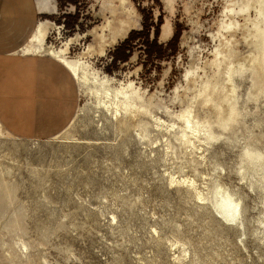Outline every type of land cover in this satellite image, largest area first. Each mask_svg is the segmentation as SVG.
<instances>
[{"label":"rangeland","instance_id":"1","mask_svg":"<svg viewBox=\"0 0 264 264\" xmlns=\"http://www.w3.org/2000/svg\"><path fill=\"white\" fill-rule=\"evenodd\" d=\"M78 1L58 0L52 22L59 30L50 32L48 46L59 48L102 23L96 0ZM131 1L139 26L104 58L89 62L101 76L116 84L131 81L146 98L154 95L155 103L178 114L182 107L173 100L183 94L192 65L203 67L213 59L218 43L212 36L228 0H173L171 10L163 0ZM167 19L172 36L162 41ZM90 41L71 46L72 61ZM239 49L246 51L244 45ZM238 84L244 99L250 81ZM92 102L78 92L77 108L87 112L80 114L74 141L0 138V264H175V242L188 251L185 264H264V234L256 223L263 216L262 201L236 175L245 138H256L252 145L264 148V97L248 104L249 135L241 121L229 140L209 151L224 169L220 181L242 199L244 228L227 226L172 189L164 146L158 144L151 155L131 124L115 123ZM156 115L166 123L171 119L163 107ZM172 143L179 154L178 143ZM179 157L178 163L184 162Z\"/></svg>","mask_w":264,"mask_h":264},{"label":"bare ground","instance_id":"2","mask_svg":"<svg viewBox=\"0 0 264 264\" xmlns=\"http://www.w3.org/2000/svg\"><path fill=\"white\" fill-rule=\"evenodd\" d=\"M96 1L99 5L97 15L102 21L100 25L84 34L67 38L61 47L56 48L48 46L47 40L50 32L59 28L42 21L25 47V52L40 53L63 64L75 77L80 93L94 100V110L104 111L119 125L126 122L131 124L129 127L137 130L135 136L149 144L151 155H154L158 144L164 146L166 176L172 189L187 194L200 208H209L227 226L244 228L242 199L237 191L220 181L224 169L210 157L209 151L221 140H229L234 127L246 120L249 103L258 104L264 97V0L227 1L223 19L212 36L218 43L213 59L205 62L203 67H195L194 64L187 72L183 94L176 95L173 100L182 107L178 114L169 113L168 107L158 105L160 102L155 103L154 95L146 98L147 95H143L131 81L117 85L114 78L101 76L89 62L94 58H104L109 49L125 41L129 32L139 26L131 0ZM163 3L168 10L174 4L173 0H163ZM171 36L172 27L167 19L160 39L165 41ZM86 39L91 41L78 55V60L72 61L69 57L71 46ZM241 45L246 48L244 53L239 49ZM243 78L250 81L244 99L239 93L238 84V80ZM162 107L171 118L168 123L156 115ZM86 112L85 107H79L70 126L50 141H74L75 126L80 114L86 115ZM243 126L249 135L247 123L244 122ZM154 133L160 134L163 143ZM171 137L178 143L179 154ZM0 138L15 140L1 131ZM234 141L237 142V138ZM249 141L250 136L244 139L236 175L239 182L262 201L263 216L256 218V223L264 234V148L252 145L253 141H259L256 138ZM179 155L183 156L184 162L178 163ZM112 219L115 220V217L112 216ZM262 242L264 245V237ZM172 247L174 263L185 264L188 251L178 242L173 243Z\"/></svg>","mask_w":264,"mask_h":264},{"label":"crops","instance_id":"3","mask_svg":"<svg viewBox=\"0 0 264 264\" xmlns=\"http://www.w3.org/2000/svg\"><path fill=\"white\" fill-rule=\"evenodd\" d=\"M57 7L58 0H0V131L15 140L50 141L79 109L72 73L51 57L25 52L42 21L54 24Z\"/></svg>","mask_w":264,"mask_h":264},{"label":"trees","instance_id":"4","mask_svg":"<svg viewBox=\"0 0 264 264\" xmlns=\"http://www.w3.org/2000/svg\"><path fill=\"white\" fill-rule=\"evenodd\" d=\"M67 3L77 5L79 3V1L78 0H67Z\"/></svg>","mask_w":264,"mask_h":264}]
</instances>
